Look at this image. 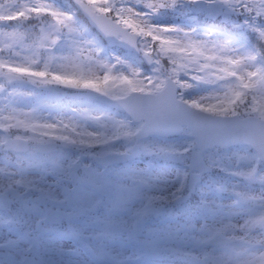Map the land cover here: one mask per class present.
Segmentation results:
<instances>
[{
	"label": "snow or ice",
	"instance_id": "obj_1",
	"mask_svg": "<svg viewBox=\"0 0 264 264\" xmlns=\"http://www.w3.org/2000/svg\"><path fill=\"white\" fill-rule=\"evenodd\" d=\"M0 264H264V0H0Z\"/></svg>",
	"mask_w": 264,
	"mask_h": 264
},
{
	"label": "rangeland",
	"instance_id": "obj_2",
	"mask_svg": "<svg viewBox=\"0 0 264 264\" xmlns=\"http://www.w3.org/2000/svg\"><path fill=\"white\" fill-rule=\"evenodd\" d=\"M166 21H167V18H162V19L157 20L156 22H166Z\"/></svg>",
	"mask_w": 264,
	"mask_h": 264
}]
</instances>
